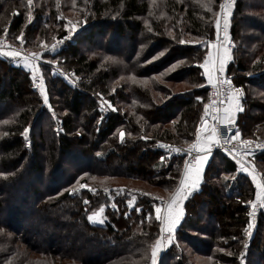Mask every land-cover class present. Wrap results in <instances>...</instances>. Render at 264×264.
Returning a JSON list of instances; mask_svg holds the SVG:
<instances>
[{
    "label": "trees",
    "instance_id": "obj_1",
    "mask_svg": "<svg viewBox=\"0 0 264 264\" xmlns=\"http://www.w3.org/2000/svg\"><path fill=\"white\" fill-rule=\"evenodd\" d=\"M221 1L210 2V14L204 0H75V6L59 0V8L58 0L31 6L0 0V36L7 30L11 42L33 52L66 36V15L82 28L51 57L56 68L41 64L48 105L30 74L0 57V264H151V245L160 237L158 201L145 193L129 207L128 187L114 182H140L169 198L179 185L184 158L167 157L160 146L195 141L207 103L206 88L196 85L205 81L200 64L215 38ZM231 3L228 34L235 46L225 73L245 93L236 126L244 138H257L264 136V0ZM21 33L23 44L16 39ZM102 98L115 109L104 117ZM68 162L103 180L73 185ZM253 164L264 183V152ZM80 185L92 190L73 193ZM254 197L253 182L236 162L212 154L162 254L165 264H197L194 257L241 264V252L245 264H264L263 212L252 237L245 232ZM101 207L94 221L105 222L89 221Z\"/></svg>",
    "mask_w": 264,
    "mask_h": 264
},
{
    "label": "snow or ice",
    "instance_id": "obj_2",
    "mask_svg": "<svg viewBox=\"0 0 264 264\" xmlns=\"http://www.w3.org/2000/svg\"><path fill=\"white\" fill-rule=\"evenodd\" d=\"M28 5L31 6L33 4V0H27ZM87 2V0H85ZM59 0L57 2V7L59 8ZM73 6H75V0H73ZM205 7H208L205 5ZM231 0H225L224 3L220 4V10L223 13L224 18V43L220 42L219 32H220V23L219 19L216 21V29H217V40L212 44V47L215 48V52L209 51L207 56L205 57L200 67L204 69L203 75L207 79V83L211 85L214 89V95L219 98L222 95H225L221 89L226 85L227 86V95H226V103L225 101H220L217 103V100H213L209 98V102L204 105V115L201 118L200 125L196 129L195 133V141L191 143L187 149V153L191 156V160L184 162L183 173L179 179V185L175 188L174 192L170 194V199L167 201H161V205H157L155 207V220L159 221V232L160 237L155 240V243L151 245V264H165L163 256L161 253L166 250L168 246L172 245L173 240L175 239L177 229L181 225L182 220L185 217L184 210V202L188 199V197L192 194L193 190L198 189L201 176L204 170V166L207 163L209 156L212 154L213 147L219 145H227L232 141H241V133L237 127L236 131L233 132L232 126L236 124L237 113L242 112L243 105L241 103V99L244 95L243 89L240 87H236L231 79L223 77V73L225 71V67L227 63L232 59L231 48L228 46L232 43L228 34L229 27V17L231 16ZM211 11V8H208ZM58 19L60 17H57ZM31 15L29 16V20H31ZM71 24V28L69 29L68 24L65 25L66 30L70 32V34L75 33L77 29L76 24ZM151 30V29H150ZM69 36L60 38L57 43L63 44V42L69 39ZM17 40L21 41V44L24 43L23 33L16 37ZM55 39V38H54ZM181 44L185 43L183 39L179 41ZM4 40L0 38V55L7 56L13 58H20L23 61V65L25 68H30L33 73V81L35 82L37 79V73L40 71L34 61L39 60L41 58L40 53H32L31 55H22V52L17 48H10L8 51H4L3 49ZM47 47V45H43ZM57 49V45L53 44L51 46V51L55 52ZM107 59L111 60V57ZM54 62V61H53ZM40 89L41 95L44 98V103L48 104V96L45 94V86L43 77H39V84L37 85ZM197 87H203V84L196 85ZM103 97V94H98ZM201 97H197V100H201ZM101 103H105L103 98L101 99ZM111 107V103L107 102ZM115 110V109H113ZM211 119L214 123L210 126L208 125V120ZM221 126H223V130H221ZM29 128H25L22 135L25 140L28 139ZM130 135V134H129ZM125 133L123 130H120V140L123 142ZM146 139V137H145ZM242 144L245 146H251L253 144L252 140H243ZM256 148L264 149V143H257ZM170 151L181 153L183 150L180 148H174L172 146H167ZM231 154L235 149L228 150ZM195 153V154H193ZM247 154V153H245ZM239 155V153H237ZM235 159V156L233 157ZM163 159V157L161 158ZM237 163L240 164L241 168L245 171L247 169L244 168V165L240 160H237ZM252 176V181L256 185V194L254 201H248L253 209L252 212H249L250 217L255 216V209L257 207H264V183H261L256 174L249 173ZM95 179V178H93ZM81 188L87 187V185H80ZM90 191L92 189H89ZM122 191V190H120ZM134 197L132 200H129L127 203L129 207L133 205ZM86 204L88 201H84ZM137 212L140 211L139 208L136 209ZM104 212V208L101 207L98 213H94L88 217L89 221H94V216L101 215ZM127 215V214H126ZM148 220L152 219V214L149 213ZM94 222L103 224L104 218H100L95 220ZM254 227L253 223L250 221L248 223L247 228L245 229L246 234L251 236V229ZM248 247L245 244V249ZM224 251V249H221ZM231 254V253H229ZM245 252L240 253L241 264H245Z\"/></svg>",
    "mask_w": 264,
    "mask_h": 264
},
{
    "label": "built area",
    "instance_id": "obj_3",
    "mask_svg": "<svg viewBox=\"0 0 264 264\" xmlns=\"http://www.w3.org/2000/svg\"><path fill=\"white\" fill-rule=\"evenodd\" d=\"M222 2H223V0L220 3H222ZM220 3H219V7H220ZM223 36H224V32H223V29H222L219 32L220 42H221V38ZM0 38H3V40H4V45H3L4 51H8V50H10V48L14 47V48H17L18 50H20L22 52V55H31L32 54L31 52H29L27 50H24L22 48L23 47L22 45H18V44L14 43V42H11L9 40V38L6 37V35L1 36ZM214 40L215 41L217 40V30L215 32ZM53 44L57 45V49H56L55 52L50 50L51 46ZM64 44H65V41L63 42V44H58L57 41H56V42L52 43L51 45H49L47 48H45L42 52H39V53L41 54V57L45 56V55H51V54L57 53L58 51H60L64 47ZM228 46L232 49L233 44L231 43ZM0 57L8 58L7 56H2V55H0ZM41 61H42L41 58L39 60L34 61V63H36L37 66L40 69V71L36 74L37 75L36 81L35 82L33 81V73L30 76L32 84H33V87L37 91H40L39 87L37 86L39 84V77H41V76L43 77V72H42V68H41V64H43V62H41ZM57 73H58L60 78L66 80L68 83H70V84L73 83L74 75L72 73H67V72H63V71H59V70H58ZM222 75H223V77L228 78L225 74H222ZM203 85H204V87L206 88V91H207V103L209 102V98H211L213 100H217L218 104L220 103V101H225V103H226V95H227V86L226 85L221 89V91H223L225 93V95H222L219 98H217L214 95L215 89L211 85H209L207 83L206 77H205V81H204ZM104 101H105V103H101V102L99 103L100 112L102 114V117L107 116L109 114L111 108H112V107L109 106V104L107 103L106 100H104ZM209 120H210V125L214 123L211 119H209ZM232 129H233V132L236 131V129H237L236 124L232 126ZM221 130H223V126H221ZM243 140H252L253 144L250 147L249 146H245V145L242 144ZM257 143H264V139H261V138H241L240 142L232 141L230 144H227V145H223V146L217 145V146L213 147L212 154H215V153L221 154V155H223V156H225V157H227V158H229V159H231V160H233L235 162H237V160H240L243 165H245L246 167L252 168L253 159L257 155H259V154L264 152V149L256 148L255 145ZM190 144L183 145V146H175V145H165V144H163L160 147L164 150V152L166 153L167 157H183L184 158V162H185V161L191 160V156H189L188 153H187V149H188ZM167 146H172L174 148H180L183 151L181 153H176V152L170 151ZM226 149H228V150L235 149V151H232L231 154H230L229 151H226ZM237 153H239V155H237ZM245 153H247V154H245ZM193 154H195V153H193ZM234 156H235V159L233 158ZM183 167H184V165H183ZM252 211H253V209H252V207L250 205V211L249 212H252ZM260 212L264 213V207H257L255 209V216L254 217H250L249 216V218H248V223L251 221L253 223V225H254V227L250 230L251 231V236L250 237L248 236L249 238H251L252 235H253L252 232H253V230L255 228V225H256V222H257V216H258V214Z\"/></svg>",
    "mask_w": 264,
    "mask_h": 264
},
{
    "label": "rangeland",
    "instance_id": "obj_4",
    "mask_svg": "<svg viewBox=\"0 0 264 264\" xmlns=\"http://www.w3.org/2000/svg\"><path fill=\"white\" fill-rule=\"evenodd\" d=\"M205 1V3H204V8H205V5H207L208 7H206V12H209L210 14H211V11H209L208 10V8L210 7L211 8V4H210V2H212V0H204ZM225 2V0H223V2L222 3H224ZM221 4V3H220ZM216 8V11L214 12V15H213V24H214V27H215V32H216V21H217V19H219V23H220V29L222 30L223 28H224V18H223V13L221 12V10H220V7H219V3L217 4V6L215 7ZM211 10H212V8H211ZM230 11H231V14H232V3H231V8H230ZM68 18H67V24H68V27H69V29L71 28V24H69V21H71L72 22V24H76L77 25V29H76V32L75 33H72V34H70V32L68 31V30H66V28H65V30H66V36H69L70 38L69 39H67V40H65V44L64 45H66V43L67 42H73V41H75L74 39H75V35H76V33L78 32V31H80L81 29H80V22H79V19H77V17L76 16H73V15H66ZM230 24H231V16L229 17V26H230ZM241 27H242V29H244V30H247L249 27H250V23L249 22H247V20H243L242 22H241ZM228 32H229V27H228ZM4 35H6V37H10V35L8 34V32H7V30L4 32V34L3 35H1V36H4ZM0 36V37H1ZM65 36V37H66ZM224 37V36H223ZM223 37L221 38V43H224V40H223ZM10 40V39H9ZM101 40V39H100ZM56 41H58V39H55V40H52L49 44H47V47L49 46V45H51L52 43H54V42H56ZM214 39H213V41L211 42V43H206V45H207V48H208V50H207V54H208V52L209 51H212V52H215V48H213L212 47V44L214 43ZM99 43V42H98ZM98 43H96V44H98ZM234 45V44H233ZM235 46V45H234ZM47 47H43L40 51H38V52H33V51H31V50H29V49H27V48H25L24 46L22 47L24 50H27V51H29V52H31V53H39V52H42L45 48H47ZM125 48H126V46H125ZM232 49H233V47H232ZM232 49H231V51H232ZM113 52H116V51H113ZM55 54V53H54ZM54 54H51V55H45V56H42L41 57V62H43V64L44 65H48L49 67H52V68H56V62L53 60V58L51 59V57L52 56H54ZM207 56V55H206ZM1 58H6V57H1ZM6 59H8L10 62H11V64L13 65V66H15V67H18V68H20V69H22L23 70V67H24V65H23V61L21 60V59H19V58H16L15 60L13 59V58H10V57H8V58H6ZM54 61V62H53ZM117 62V61H116ZM54 65V66H53ZM23 71H25V70H23ZM225 71H226V67H225ZM225 71H224V73L223 74H225L226 75V73H225ZM25 72H27V73H29L30 74V76H31V74H32V70L31 71H25ZM227 76V75H226ZM4 77V76H3ZM228 77V76H227ZM5 79H6V77H5ZM7 80V79H6ZM44 81H45V78H44ZM32 82V81H31ZM73 83H77V79H76V77L74 76L73 77ZM234 85H235V83H233ZM32 86H33V84H32ZM45 86V94H46V85H44ZM181 89V87L179 86L176 90H180ZM175 90V91H176ZM40 94H41V92L40 91H38ZM244 92V91H243ZM245 94V93H244ZM243 97H244V95H243ZM242 97V98H243ZM44 99V98H43ZM44 101V100H43ZM107 102H109V101H107ZM46 105H48V104H46ZM111 107L114 109V107L111 105ZM241 133V132H240ZM257 138H261V139H264V136H256ZM241 138H244L243 136H242V134H241ZM120 139V138H119ZM69 164H67V167H66V169H67V171H71V173H72V175L73 174H75V182H74V184L73 185H77V184H80L81 182H80V180H83V179H88L90 182H94V181H98V180H100V181H102L103 179H101V178H95V177H89L88 175H85V174H83V173H80V172H76V170H75V167H76V163H71V162H68ZM251 170H252V173H255L256 175H257V177H258V175L260 174H258V171H257V169H256V167L254 166V164H253V166H252V168H250ZM93 178H95V179H93ZM259 178V177H258ZM23 182H25V184L27 183V181L26 180H23ZM114 184H115V186L117 185V184H121V186H120V188L121 187H123V185L125 186L126 185V187L125 188H127V190H128V192H129V195H131V197H132V199H133V197L135 198L134 200H136V199H138V197H143L144 195H145V193H147L148 194V197L149 198H151L152 200H154V201H158V205H161V201L163 200V201H167L168 199H169V193L168 192H164V191H162V190H159V189H156V188H150V187H148V186H146L145 184H142V183H140V182H135V181H131V180H127V181H123V180H117V181H115L114 182ZM81 189H85V190H88V191H90L89 190V188H88V186L87 187H85V188H81V187H77V188H75L74 189V191H73V193H75V194H79V192H80V190ZM139 189H142V190H139ZM144 190V191H143ZM194 192V191H193ZM193 192H192V194H193ZM191 194V195H192ZM190 195V196H191ZM151 196V197H150ZM189 196V197H190ZM153 197V198H152ZM203 200L205 199V198H202ZM184 204H185V202H184ZM157 206V205H156ZM155 206V207H156ZM183 207H184V205H183ZM73 228L72 229H74L75 228V226H72ZM175 242V241H174ZM173 243V242H172ZM169 247V246H168ZM167 247V248H168ZM166 248V249H167ZM166 251V250H165ZM165 251H163L162 253H161V256H162V254L165 252ZM195 259L193 260V262H196L197 264H208V260L206 259V258H199V257H194Z\"/></svg>",
    "mask_w": 264,
    "mask_h": 264
},
{
    "label": "crops",
    "instance_id": "obj_5",
    "mask_svg": "<svg viewBox=\"0 0 264 264\" xmlns=\"http://www.w3.org/2000/svg\"><path fill=\"white\" fill-rule=\"evenodd\" d=\"M23 70H25V71H31L30 68H25V67H23ZM237 114H238V113H237ZM208 125L210 126V120H208ZM210 158H211V155L209 156V159H208L207 163L205 164L204 169H205L206 165L209 163ZM236 164H237V168H238V170H239L241 173L247 175V176L251 179V181H252V176L249 174V173H252V170H251L249 167H246V166L244 165V168L247 169V171H245V170H243V169L241 168L240 164H238L237 162H236ZM203 172H204V170H203ZM182 173H183V171H182ZM253 174H255V173H253ZM202 175H203V173H202ZM257 178H258V177H257ZM258 180L260 181L259 178H258ZM201 181H202V176H201ZM201 181H200V184H201ZM252 182H253V181H252ZM200 184H199V186H200ZM253 185H254V187H255V194H256L257 189H256V185H255L254 182H253ZM198 188H199V187H198ZM197 190H198V189L193 190V191L196 192ZM169 199H170V198H169ZM169 199H168V200H169ZM254 200H255V197H254ZM254 200H253V201H254Z\"/></svg>",
    "mask_w": 264,
    "mask_h": 264
}]
</instances>
